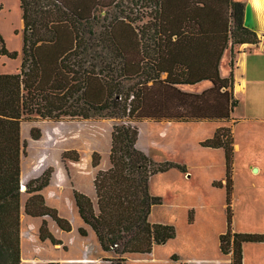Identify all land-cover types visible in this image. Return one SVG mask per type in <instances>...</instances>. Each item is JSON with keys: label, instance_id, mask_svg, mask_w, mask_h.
Wrapping results in <instances>:
<instances>
[{"label": "trees", "instance_id": "trees-1", "mask_svg": "<svg viewBox=\"0 0 264 264\" xmlns=\"http://www.w3.org/2000/svg\"><path fill=\"white\" fill-rule=\"evenodd\" d=\"M100 1L50 0L53 8L37 18L31 15V3L20 0L24 24L20 69L14 74H0V264H22V192L28 196L24 214L41 218L40 241L62 244L48 230L46 217L63 232L71 231L69 221L49 207L42 195L44 188L61 186L67 180L66 160H79L75 150H54V128L71 124L74 118L120 121L112 126L110 134L109 167L96 171L93 179L95 206L76 190L73 199L79 217L92 229L101 251L115 255L105 260L124 264L127 255L149 254L155 245H163L176 235L173 225L149 221L152 207L162 204L161 197L149 192V180L172 168L184 173L185 168L152 161L147 123L233 120L237 100L232 93V53L228 77L219 75L218 65L229 42L231 47L259 42L257 33L243 26L244 3L150 0L145 24L136 27L128 16L118 19L109 30L108 44L97 52L83 35ZM41 26L45 34L38 31ZM201 44L207 49L201 50ZM104 50L115 61L110 64L111 70L109 63L99 69L95 63L102 60ZM0 55L15 59L18 53L8 51L0 37ZM105 69L115 71L121 79L102 76ZM131 80L136 82L125 88L123 81ZM201 81L211 85L200 93L177 87ZM25 126L29 128L27 139L22 136ZM44 127H48L45 132ZM90 142V164L97 168L100 153L97 144ZM200 146L224 151V184L212 182L213 187H223L225 192V232L218 236L219 250L229 256V264H242L243 244L264 243V234L232 229V129H216ZM30 149H38L41 155L32 161ZM187 221L192 222L190 214ZM78 233L87 235L83 228H78Z\"/></svg>", "mask_w": 264, "mask_h": 264}, {"label": "rangeland", "instance_id": "rangeland-1", "mask_svg": "<svg viewBox=\"0 0 264 264\" xmlns=\"http://www.w3.org/2000/svg\"><path fill=\"white\" fill-rule=\"evenodd\" d=\"M28 2L32 5L31 15L37 18L44 16L42 15L44 14L43 12L53 8L50 0H28ZM149 2L150 0H101L99 6L95 9L94 19L91 20L88 27L85 26L84 28L83 38L91 44L93 50L98 52L101 46L108 44L109 30L112 24L118 19L128 16L134 20L133 22L136 27L145 24L149 18L147 15L150 12ZM241 2L244 5L247 3L251 4L250 0H241ZM0 5V37L8 51L18 53L15 59H9L6 56L0 55V74H14L20 69V53L24 28L22 27L20 0H0ZM251 6L253 9L252 4ZM41 30L45 34L46 30L43 26L38 29V31ZM103 52L102 60H95L97 68L104 67L106 63H109L107 64L109 66L108 69L111 70L112 66L110 64H113L115 61L112 60V57L105 54V50ZM227 56L228 54L225 55L221 63V69L223 71H227L229 67L226 63ZM108 69H105L101 75L113 79H121L116 76L115 71L109 73ZM135 82L136 80L123 81V86L126 88L127 86H132ZM240 112L243 113L242 108H240V111L232 113V118L235 119L238 117ZM71 121V124H63L58 129L54 128V139L56 138L57 140L55 141L56 145L54 150L58 149V153L65 150H75L79 155V160L76 162L66 160L67 180L61 186H48L44 188L42 195L44 196L45 203L49 207L55 208L59 216L69 221L71 229L72 227H78L72 233L63 232L50 218L46 217L45 220L47 221L48 230L62 244L52 245L48 240V242L40 241L38 239V233L34 231L35 222L38 220H31L32 217L24 214L23 205L28 196L21 191L20 241H22V264L76 263L63 261L62 259L81 253L82 246L85 249L93 247L94 243L91 241V238L80 240L78 237V228H82L83 226L86 228L88 225L82 222L78 213H76L77 211L73 209V190L83 193L89 198L91 196L93 200L91 198L90 200L95 206L96 197L93 194L95 192L92 189V181L96 171L103 169L99 168V166L93 168L90 164V159L88 161L87 156L92 154L93 151L90 141L92 140V142L97 144L100 158L103 156L105 164L109 166L110 134L112 126L114 124H120V121L114 118L106 119L99 117H92L87 120L74 118ZM148 124L158 123L150 122ZM46 128L48 127H44V132ZM148 132L146 128L147 143L149 137ZM191 132L193 131L187 128H168L165 130L167 136L164 138V142L166 143L164 145L168 146L167 141H169V145H173L177 139L189 142L197 136H203L199 131L196 132L198 133L196 135L191 134ZM22 136L24 139L28 138V126L22 129ZM150 138L152 147L149 154L154 163L187 161L189 165H192L191 158L187 154H179L174 149V146L172 149L158 150L163 145V142H161L162 136L153 127L150 128ZM153 143H158L159 146L153 145ZM157 147L158 149H156ZM188 148V152H193L192 147ZM37 151L38 149H30V152H32L30 154L32 161L41 155ZM260 152H264L263 147L257 148V146L245 145L244 150L241 152L242 154H237L235 171L233 173L234 191L239 192L242 188H253V186L258 185L257 177L247 175L246 158H253L259 155ZM188 175L187 177L185 172L184 174L180 172H167L155 174L150 178L149 192L151 195L161 197L162 204L152 207L149 221L151 223L173 225L176 232V241L168 243L164 248L157 249L155 255L156 259L159 260L157 263L148 260L131 261L129 259L131 255H127V261L124 264H167L166 255L169 252H172L171 254H177L180 259L185 260L191 259L192 255L196 252L205 251L212 253L218 249V244L216 245L214 239V231L220 226L225 225L224 191L211 187V181L219 180L223 186L224 174L221 170L215 169L209 172L198 171ZM221 189L224 190L223 187ZM235 213L236 216L239 215V211H235ZM188 214L192 218L191 223L197 221L195 223L197 228L196 226H189L187 221ZM21 229L23 232L22 235ZM257 254L258 257H264V249L262 247L257 249ZM95 255L98 259H102L104 263L101 264H109L105 259L115 257L113 252L104 253L100 247ZM83 264L92 263L85 262Z\"/></svg>", "mask_w": 264, "mask_h": 264}, {"label": "crops", "instance_id": "crops-1", "mask_svg": "<svg viewBox=\"0 0 264 264\" xmlns=\"http://www.w3.org/2000/svg\"><path fill=\"white\" fill-rule=\"evenodd\" d=\"M241 2V0H234ZM253 5V15L255 26L257 30V35L259 42L257 44H238L231 47L230 42L228 46L224 49L221 59L219 61L218 70L219 75L222 78L229 76L230 67L227 71L222 70V61L227 56V65L231 59V53L233 55V88L232 93L233 97L237 100V106L235 107L234 112L240 111V108L243 109V113H239L238 117L233 119L231 122H198V123H158V124H148V153H150L152 142L150 138V128L153 127L155 131L161 133L163 145L156 149L165 150L173 148L179 154H187L191 160L192 165L186 162H177L169 161L171 163L183 166L185 168V173L192 174L194 172L211 170H221L222 173H225V161H224V151L222 148H205L200 146V142L211 138L220 127H230L233 133V173L235 171V162L237 160V154L241 153L244 150L245 145L247 146H257V148H264V0H250ZM243 3V2H242ZM22 14V12H21ZM22 27H24L22 21ZM24 29V28H23ZM221 37V35L219 34ZM200 49H207L206 45L201 44ZM21 58V57H20ZM21 63V62H20ZM19 71V70H18ZM17 71V72H18ZM16 72V73H17ZM165 74L161 76L164 78ZM208 81H201L195 85H179L177 86L180 90L185 92L200 93L204 89L210 87ZM187 128L191 129L193 132L191 134L196 135L197 131L201 133L202 137H196L191 141H184L177 139L175 143L168 146L164 145V141L167 136L165 130L168 128ZM200 134V135H201ZM199 135V136H200ZM166 144V143H165ZM153 145H158V143H153ZM188 147H192L193 152H188ZM242 154V153H241ZM240 154V155H241ZM150 156V154H149ZM88 161H91V154L87 156ZM166 162V161H165ZM194 162V164H193ZM99 168L107 169L109 166L105 164L103 156H101V162L99 163ZM97 166V167H98ZM256 168L257 171L253 172L252 170ZM246 170L247 175H253L258 179V185L252 187L242 188L239 192L234 191V174H233V194H232V208H233V218H232V229L235 232H247V233H257L264 234V152H260L259 155L251 158H246ZM167 172H180L177 168H172ZM165 172V173H167ZM182 173V172H180ZM184 174V173H182ZM184 176V175H183ZM224 177V176H223ZM211 181V187L212 182ZM219 181V180H216ZM93 182V181H92ZM217 190H222L221 188L213 187ZM93 192H94V188ZM95 195V193H93ZM92 199V197L90 196ZM225 199V192H224ZM73 202L74 199L72 198ZM93 200V199H92ZM225 204V202H224ZM237 206V207H236ZM74 211H77L75 202L73 204ZM192 210V209H191ZM194 210V209H193ZM235 211H239V215L236 216ZM77 213V212H76ZM31 220H38L34 225V231L38 233L39 226L41 224V219L32 218ZM83 222V221H82ZM197 221L189 224L190 227H194ZM85 225V224H84ZM80 226V225H79ZM86 226V225H85ZM78 227V226H77ZM77 227H72L69 233H72L77 229ZM87 232L85 237L79 236L80 240L91 238L93 241V247L85 249L82 246L81 253L75 256H68L63 261L76 262V263H92V264H101L104 263L102 259L96 257V253L99 250V244L97 239L88 226L86 228L83 226ZM77 231V230H76ZM225 232V225L220 226L217 230L214 231V239L216 245L218 244V249L214 252H196L192 255L191 259H180L177 254H171L169 252L166 255L167 264H229L230 258L228 255H223L219 250L218 236ZM21 229V235H22ZM204 233V232H203ZM95 239V240H94ZM22 240V238H21ZM96 241V242H94ZM176 241V238L169 240L163 245H155L151 253L146 255L133 254L129 257L131 261H142L148 260L151 262H159L156 259L155 255L157 249L164 248L168 243ZM21 242V253H22V241ZM43 242H48L43 241ZM98 245V246H97ZM264 249V243H245L243 244V262L242 264H264V257H258L257 249ZM23 258V256H22Z\"/></svg>", "mask_w": 264, "mask_h": 264}, {"label": "water", "instance_id": "water-1", "mask_svg": "<svg viewBox=\"0 0 264 264\" xmlns=\"http://www.w3.org/2000/svg\"><path fill=\"white\" fill-rule=\"evenodd\" d=\"M243 26L251 31L257 32L254 21L253 9L250 3H247L244 7ZM252 171L256 172L257 169L254 168ZM21 189L23 191L25 188L22 186Z\"/></svg>", "mask_w": 264, "mask_h": 264}, {"label": "bare ground", "instance_id": "bare-ground-1", "mask_svg": "<svg viewBox=\"0 0 264 264\" xmlns=\"http://www.w3.org/2000/svg\"><path fill=\"white\" fill-rule=\"evenodd\" d=\"M254 1H258V0H254ZM260 1V0H259Z\"/></svg>", "mask_w": 264, "mask_h": 264}]
</instances>
